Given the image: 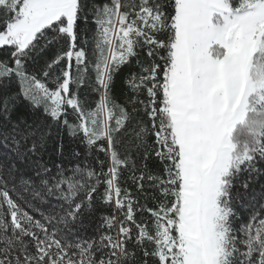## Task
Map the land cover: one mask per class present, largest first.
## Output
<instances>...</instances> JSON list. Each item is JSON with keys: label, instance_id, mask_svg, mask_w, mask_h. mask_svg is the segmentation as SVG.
<instances>
[{"label": "snow or ice", "instance_id": "1", "mask_svg": "<svg viewBox=\"0 0 264 264\" xmlns=\"http://www.w3.org/2000/svg\"><path fill=\"white\" fill-rule=\"evenodd\" d=\"M0 264H264V0H0Z\"/></svg>", "mask_w": 264, "mask_h": 264}]
</instances>
